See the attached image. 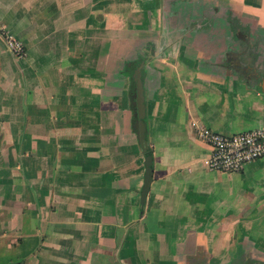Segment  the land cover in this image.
Returning a JSON list of instances; mask_svg holds the SVG:
<instances>
[{"label":"crops","instance_id":"1","mask_svg":"<svg viewBox=\"0 0 264 264\" xmlns=\"http://www.w3.org/2000/svg\"><path fill=\"white\" fill-rule=\"evenodd\" d=\"M194 124L264 126V0H0V264L264 263Z\"/></svg>","mask_w":264,"mask_h":264},{"label":"built area","instance_id":"2","mask_svg":"<svg viewBox=\"0 0 264 264\" xmlns=\"http://www.w3.org/2000/svg\"><path fill=\"white\" fill-rule=\"evenodd\" d=\"M4 38L9 50L17 57L25 54L23 44L8 33ZM196 136L210 148L206 165L210 170L240 172L245 165L264 157V126L224 134L204 125L194 124Z\"/></svg>","mask_w":264,"mask_h":264},{"label":"water","instance_id":"3","mask_svg":"<svg viewBox=\"0 0 264 264\" xmlns=\"http://www.w3.org/2000/svg\"><path fill=\"white\" fill-rule=\"evenodd\" d=\"M138 104H140V102ZM140 139H141V144L145 147L146 143H145V139H144V134L143 133H141Z\"/></svg>","mask_w":264,"mask_h":264},{"label":"trees","instance_id":"4","mask_svg":"<svg viewBox=\"0 0 264 264\" xmlns=\"http://www.w3.org/2000/svg\"><path fill=\"white\" fill-rule=\"evenodd\" d=\"M142 147L147 151V145L145 147L142 145Z\"/></svg>","mask_w":264,"mask_h":264},{"label":"rangeland","instance_id":"5","mask_svg":"<svg viewBox=\"0 0 264 264\" xmlns=\"http://www.w3.org/2000/svg\"><path fill=\"white\" fill-rule=\"evenodd\" d=\"M238 264H240V263H238ZM251 264H264V263H251Z\"/></svg>","mask_w":264,"mask_h":264}]
</instances>
